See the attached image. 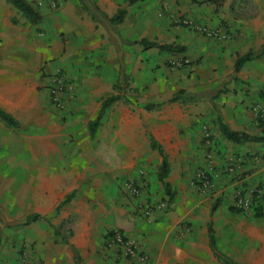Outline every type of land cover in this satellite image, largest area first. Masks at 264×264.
<instances>
[{
    "label": "crops",
    "instance_id": "1",
    "mask_svg": "<svg viewBox=\"0 0 264 264\" xmlns=\"http://www.w3.org/2000/svg\"><path fill=\"white\" fill-rule=\"evenodd\" d=\"M58 2V11H38L44 17L39 26L30 25L21 15L23 29L2 26L5 10L0 7V108L20 125L14 129L0 121V143H4L0 145V159H18L19 172L34 174L20 187L19 201L13 205L24 214L13 219L37 214L52 219L60 230L63 224L72 222V232L69 236L61 231L68 244L55 238L43 245L39 234L36 249L28 250L24 258L18 249L0 244V264H21L23 259L28 264H76L75 252L82 264H209L214 253L219 255L210 248L208 237L211 224L218 242L214 216L221 213L219 204L215 212L202 211L201 216V202L184 195L193 169L205 165L207 153L214 159L215 197H222V209L234 212L225 218L229 240H235L238 223L240 228L245 227L243 231L250 232L254 244L246 253L238 250L235 263L264 264V201L252 216L247 215L252 222L233 210L237 193L264 186V164L254 161L255 156H264V54L260 55L264 50V0H225L222 4L217 0ZM120 9L125 10L126 17L120 25H112L110 20ZM182 19L218 29L228 37L205 38L182 26ZM144 40L177 45L185 51L146 50L141 45ZM250 53L260 56L236 71L238 59ZM177 60H187L190 65L182 69L169 66ZM57 64L64 66L77 86V100L62 113L53 109L45 88V76ZM97 70L100 75H96ZM180 91L196 102L188 103L184 98L170 103ZM113 94L122 99L104 119L114 111L111 115L116 133L113 137L101 135L100 139L106 148L115 142L122 178L142 183L143 201H166L164 185L158 180L162 157L151 148L154 140L170 164L167 183L178 191L182 189L180 194L185 196L179 195L167 212L152 221L145 219L136 202L125 195V185L119 200L122 209L118 211L96 207L88 192L86 199L76 197L58 211L74 189V173L64 170L61 174L66 176L59 177L58 166L48 164V160L60 155L75 158L72 145L69 150L59 143L68 142V132L75 133L80 125L88 129L98 117L102 101ZM149 105L159 107L149 111ZM158 113L161 116L154 121ZM220 123L257 140L240 144L228 141ZM62 125L66 133H60ZM205 127L211 132L203 131ZM89 155V150L81 152L84 158ZM99 155L105 158L106 149ZM3 167L0 164V206L8 210L13 202L2 180L8 173ZM140 171L145 176L141 177ZM184 221L192 224V233L180 240L179 232H186ZM115 229L134 240L139 253L150 259L129 262L123 259L122 250L105 247L108 234ZM115 249L121 253L120 261Z\"/></svg>",
    "mask_w": 264,
    "mask_h": 264
},
{
    "label": "rangeland",
    "instance_id": "2",
    "mask_svg": "<svg viewBox=\"0 0 264 264\" xmlns=\"http://www.w3.org/2000/svg\"><path fill=\"white\" fill-rule=\"evenodd\" d=\"M0 7L5 10V16L1 21L2 26L9 25L11 29L13 27H15L16 29L17 28L23 29L20 24L21 21H23V18L16 9L5 3L3 0H0ZM7 10H9V12ZM11 21L14 24H12ZM23 27H27V26L24 25ZM96 75H100V70H97ZM140 97L141 99H145V96H140ZM187 101L188 103H194L196 102V99L191 98L189 96V98H187ZM113 112L112 111L109 112V119L103 120V123L99 127L96 136L93 139L90 137L88 129L82 125L76 128L75 133L70 134V132H68L71 139L66 143H59V146L64 148L67 147L70 150L72 145L73 146L72 148L75 153V158L66 159L62 155H60L55 160L49 159L48 164L52 163V165L58 166L59 177L64 178L66 176L64 174H61V172L64 170H69L70 172L74 173L73 174L74 189L71 190L72 192L70 191V195L74 194L73 199L76 197L80 198L81 196H83L82 199H86V196L84 195L86 194V192H88L91 194L92 198L96 201L95 204L96 207L101 206L118 211L119 209H122L119 203L120 193L122 191V185H126L132 182L133 180L129 179L130 177H126V179L124 180L122 178L123 176L120 174V167H117L118 162L120 160L118 158H115L116 150H117L115 142L112 141L110 145L107 144V148H106V143L102 144L103 142L100 139L101 135H105V136L107 135L109 137L110 136L113 137L116 133V126L114 125L113 116L111 115ZM157 112L159 111L157 110ZM160 116H161L160 114L155 115L154 121L158 120ZM106 123H107V127L104 128V125ZM65 127L66 126L63 125L61 126L60 133L63 132L66 133ZM205 128L203 131L207 133L211 132V129L209 127H205ZM11 140L13 141L14 139ZM212 140H213V136L210 135L209 141L212 142ZM1 144L4 143L1 142L0 145ZM6 148L8 149V147ZM85 149L89 150L90 152L88 158H84L81 156V152ZM105 149H106V157L103 158L99 155V151ZM207 155L205 158L206 159L205 165L203 167L199 165L197 169L196 168L193 169V171L195 170L194 174L192 175L189 184L187 185V190L185 191L184 195L186 197L192 196L193 198L201 202V206L203 207V210L202 209L199 210L201 216H202V211L203 213H206V211L208 212L211 211L210 213H212L213 207L219 204L218 211L221 212L219 213L221 215L215 214L214 216V226L216 229L217 226L219 228V239L217 242V252L219 253V255L214 253V257H211V262L210 260H208V263L226 264L228 260L237 262L238 253L236 252H238L239 250L243 253H246V251L249 250V247L251 245L253 246L254 244L252 243L250 232L248 230L243 231L245 227L240 228L238 226V223L235 224V240L233 242L229 240L228 233L226 231L227 223L225 221V218L227 215L232 214L234 212L230 213L232 210L230 211V210L222 209V207L223 208L225 207L224 201L222 203V197H215L214 159L211 157V154L207 153ZM0 164L1 166H4L6 170H8L7 171L8 173L2 176V180L6 185L7 192L11 194L9 198L13 202L11 203L12 205L8 204L9 201L8 203L6 202L7 205H11V207L8 206L9 208L8 210L5 209V207L0 206V244L4 245V247L6 246L8 249L9 248L13 250L18 249V254L21 255L22 258H24L25 256L28 255L27 253L28 250L30 252H33V250L36 249V246L39 242V239H37L36 237L39 234L41 235L40 241L42 242L43 245H45L47 242H50L51 240L56 241L55 239L56 237L54 236V230H53V227H56L55 226L56 222L53 223L52 219L48 220V222L41 220L37 223H33L31 225L26 226L24 216L20 217L19 220L17 219L18 217H16V219H13L14 215L20 216L24 214L23 212H20L17 207L15 208L16 210H14L13 205L15 204V202L18 203L19 201L18 195H19L20 187L24 185L23 183L26 181V179L29 180V177L34 178V174L24 175L23 172H19V168H20L19 160L11 159L9 156H7L6 158L5 157L1 158ZM27 164H29L28 166H31L30 163ZM45 165H47L46 160L44 166ZM69 176H71V174H69ZM203 176H205V178L210 183V186L207 189L202 188L201 179ZM171 188L175 196L173 203L176 201L179 195L185 197L183 194H180V191H182V189L178 191L174 189L172 186ZM32 194L33 192L29 196H33ZM237 194L235 195V198ZM241 213L245 215V218L248 221L250 220L251 222L254 221L252 220V218L250 219L247 217V215L252 216L254 214L253 212H246V213L241 212ZM7 214H10L11 218L10 217L7 218L6 217ZM187 224L188 222L184 221L183 225L186 227L185 228L186 232H184V230L179 232L178 238H180V240H182V238H185V236H187L188 234L192 233L190 230V226H192V224L191 223L188 224L189 226ZM72 225L73 223L69 222L63 224V226L61 224L59 225V227L62 226L61 229L63 230V234L65 233L70 236V233L72 232ZM237 228L240 230V232L237 231ZM107 248L109 250L112 249L109 248L108 246ZM180 248L185 250L186 247L181 246ZM8 249H6V251ZM114 254H119L118 256H116V258L117 261H120L119 259L120 257H122L121 253H119L117 249H115ZM147 258L150 259V257ZM123 259L129 262H133V258L126 257L124 253H123ZM24 260L25 259H23L22 261ZM186 264H196V263H194L193 261H188Z\"/></svg>",
    "mask_w": 264,
    "mask_h": 264
},
{
    "label": "built area",
    "instance_id": "3",
    "mask_svg": "<svg viewBox=\"0 0 264 264\" xmlns=\"http://www.w3.org/2000/svg\"><path fill=\"white\" fill-rule=\"evenodd\" d=\"M31 6L37 11L43 9H49L50 11H58L60 4L58 0H28ZM182 26L190 28L195 33L212 40L227 38L228 34L223 35L220 30H214L203 26L197 22H192L188 19H182L180 21ZM190 65L187 60H177L170 63L171 67L175 69H182L185 66ZM46 84L45 88L47 90L50 104L57 113L66 112L71 103L77 100V86L73 79L68 75L64 67L57 64L54 66L53 70L45 76ZM254 161L264 164V156H255ZM234 165H231L233 167ZM230 167V168H231ZM231 172L234 171L233 168L230 169ZM145 172L140 171V176H145ZM141 182L132 181L124 186V193L131 200L136 202V208L139 213L142 214L145 219L152 221L158 214L167 212L170 205L167 201L158 202H148L142 200V186ZM201 184L203 189H207L210 186L209 181L205 176L201 179ZM264 201V186L255 188L252 191H247L245 193H238L235 201L234 207L243 212H253L259 207ZM112 236L108 234L106 238V247L118 248L122 250L128 258H137L141 262L147 261V255L141 254L138 251V246L134 240L126 237L120 231H113ZM110 233V234H111ZM21 264H28L24 260Z\"/></svg>",
    "mask_w": 264,
    "mask_h": 264
},
{
    "label": "trees",
    "instance_id": "4",
    "mask_svg": "<svg viewBox=\"0 0 264 264\" xmlns=\"http://www.w3.org/2000/svg\"><path fill=\"white\" fill-rule=\"evenodd\" d=\"M8 5L12 6L14 9H16L18 12L21 13V15L27 20V22L32 25V26H39L44 22V17L41 16V14L34 9L31 4L29 3L28 0H4ZM130 4L136 3L140 0H127ZM225 0H217V2H219L218 4H222ZM126 17V12L123 9H120L118 14L112 18L110 20V22L112 23V25H120L121 23H123L124 19ZM131 45H133L132 43H130ZM141 45L146 49V50H150V49H154L157 48L160 51L163 52H167V53H182L185 51L184 48H180L177 45H159L158 43H151L148 42L146 40L141 42ZM264 54V50L262 51V53L260 55ZM260 55H256V54H247L243 57H240L236 63L235 69L236 71H240L242 69V67L245 65V63H247L248 61H251L252 59L259 57ZM117 88V87H116ZM118 89V88H117ZM186 99L189 98V96L186 95L185 92L180 91L178 94H176L171 100L170 103H178L180 101H182V99ZM122 98L118 95H111L108 98H106L105 100L102 101L101 104V109L99 111L98 117L96 118V120H94L93 122H91L88 125V131L90 134V137L93 139L96 136V133L99 129V127L102 124V121L104 120L107 111L110 110V108L117 103L118 101H120ZM159 106L157 105H149L146 107L147 110L152 111L156 108H158ZM0 121H2L7 127L9 128H14V129H18L20 127L19 123L9 114H7L5 111H3L0 108ZM220 130L222 132V134L224 135V137L228 140L231 141L233 143L236 144H240L243 142H249V141H256V138H253L251 136H249L246 133H237V132H233L231 131L226 125L220 123ZM264 131V130H263ZM151 148L153 150H158L159 154L162 157V163L159 169V174H158V180L163 183L164 185V189L166 191V201L169 203V205L173 204L174 201V194L172 191V188L170 186L169 183H167V179L169 177L170 174V164L168 161V158L166 156V154L164 153V151L162 150V148L154 141L151 140ZM74 197V194H71L70 196H68L65 200V202H63L62 204H60V206L58 207V211L61 209V207H63L64 205L68 204L69 202L72 201ZM217 209L216 207H213L212 213L215 212ZM233 210L241 213V211L237 210L235 207H233ZM257 215V213L255 214ZM41 220H45L48 222V220L42 218L40 215L34 214V215H30L25 219V225H31L33 223H37ZM54 230V236L56 237L57 240L61 239L63 244H68V240L62 235L61 230L53 227ZM113 233L109 234L110 236H112ZM208 237H209V246L210 248L216 252L217 250V240H216V233L215 230L213 229V226L210 224L208 226ZM76 254V264H82L81 260L79 259V257ZM227 264H238L235 263L233 261H229Z\"/></svg>",
    "mask_w": 264,
    "mask_h": 264
}]
</instances>
